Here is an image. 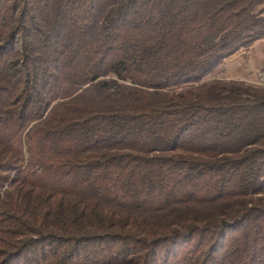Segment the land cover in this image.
Here are the masks:
<instances>
[{"label":"trees","instance_id":"1","mask_svg":"<svg viewBox=\"0 0 264 264\" xmlns=\"http://www.w3.org/2000/svg\"><path fill=\"white\" fill-rule=\"evenodd\" d=\"M263 38L264 0H0V264H264V86L220 75Z\"/></svg>","mask_w":264,"mask_h":264},{"label":"crops","instance_id":"2","mask_svg":"<svg viewBox=\"0 0 264 264\" xmlns=\"http://www.w3.org/2000/svg\"><path fill=\"white\" fill-rule=\"evenodd\" d=\"M220 75L264 86V38L229 57Z\"/></svg>","mask_w":264,"mask_h":264},{"label":"rangeland","instance_id":"3","mask_svg":"<svg viewBox=\"0 0 264 264\" xmlns=\"http://www.w3.org/2000/svg\"><path fill=\"white\" fill-rule=\"evenodd\" d=\"M211 78V77H210Z\"/></svg>","mask_w":264,"mask_h":264}]
</instances>
